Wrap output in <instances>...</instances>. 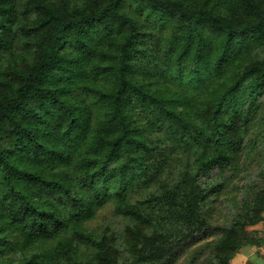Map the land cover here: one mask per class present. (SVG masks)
<instances>
[{"label": "trees", "instance_id": "1", "mask_svg": "<svg viewBox=\"0 0 264 264\" xmlns=\"http://www.w3.org/2000/svg\"><path fill=\"white\" fill-rule=\"evenodd\" d=\"M16 5L0 0V51L20 34L31 58L0 67V264H160L205 229L207 178L245 141L262 184L204 264L257 243L264 125L244 126L264 94V0H22L19 26ZM142 15L168 29L155 54ZM159 141L180 169L133 198ZM107 204L121 229L88 228Z\"/></svg>", "mask_w": 264, "mask_h": 264}, {"label": "rangeland", "instance_id": "2", "mask_svg": "<svg viewBox=\"0 0 264 264\" xmlns=\"http://www.w3.org/2000/svg\"><path fill=\"white\" fill-rule=\"evenodd\" d=\"M21 2L22 0H17L16 26H19L26 19L30 18V16L25 18L21 13ZM145 18L144 15L138 17V20L142 23V29L149 33L144 48L149 53L155 54L158 50L159 36L162 34L165 37L168 34V29H161V27L152 21V18H149V20ZM30 58L31 50L26 45V38L17 34L13 39L11 47L0 51V67L21 66L27 60H30ZM138 61L140 64H143L141 55L138 56ZM263 125L264 94L262 95L261 104L256 114L244 126V136H246V139H253ZM150 136L155 139L159 135L152 133ZM242 145L241 149L235 150L226 169L223 171L213 169L211 176L207 178L208 181L214 184L215 191L206 194L205 203L202 205L205 229L182 242L160 264H187L189 260H193L194 264H204L206 258L210 255L211 246L220 237L222 229L229 226L238 213L244 212L243 203L252 200L253 191L262 182H260L261 177L259 176V171L261 170L260 164L256 160L251 161L249 158L250 153L247 154V151H249L247 141L243 142ZM157 146L161 148V152L158 150L150 161V170L147 173L148 176L145 181V183H149V186L147 188H136L132 195L133 198L145 199L151 193H158L163 181L170 179L172 174L180 169V161L176 149L165 141H159ZM262 149L263 147L257 144L254 147V153H258ZM160 153H162V156H160ZM263 155L264 152L260 154V156ZM163 163L166 164V171L157 177L156 171ZM152 175L155 178L151 177ZM202 178H205V176ZM117 218L113 214L112 205L107 204L97 210L93 219L87 223V227L98 229L108 226L120 230L122 225L119 222L120 219L118 220ZM254 227L251 225L245 228L248 236L255 235ZM10 256H12V253L7 255V257Z\"/></svg>", "mask_w": 264, "mask_h": 264}, {"label": "crops", "instance_id": "3", "mask_svg": "<svg viewBox=\"0 0 264 264\" xmlns=\"http://www.w3.org/2000/svg\"><path fill=\"white\" fill-rule=\"evenodd\" d=\"M254 236L257 243L243 245L231 259V264H264V221L254 224Z\"/></svg>", "mask_w": 264, "mask_h": 264}]
</instances>
